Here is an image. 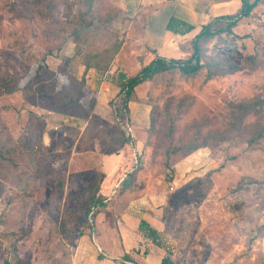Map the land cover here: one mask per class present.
Wrapping results in <instances>:
<instances>
[{"label":"rangeland","instance_id":"374dc122","mask_svg":"<svg viewBox=\"0 0 264 264\" xmlns=\"http://www.w3.org/2000/svg\"><path fill=\"white\" fill-rule=\"evenodd\" d=\"M240 8V0H0V264H70L69 246L88 226L84 211L100 184V158L120 150L126 170L139 155L135 191L148 185L168 192L164 235L175 264H264V135L257 138L264 125V2L233 34L205 45L204 59L219 58L233 73L208 80L205 69L190 78L170 70L136 87L129 104L135 148L122 144L125 130L112 118L118 72L134 75L156 55L145 41L149 17L155 48L171 14L198 15L199 29L209 23L204 12L213 20ZM172 33L162 56L190 57L192 33ZM42 58L58 88L67 74L84 77L81 103L87 108L94 99L87 120L53 111L48 95L31 105L20 91L2 92L11 77L24 85ZM231 104L249 105L240 123ZM202 144L214 167L169 184L174 164ZM100 189L109 198L114 188ZM106 214L104 225H113ZM94 222L101 224L96 216Z\"/></svg>","mask_w":264,"mask_h":264},{"label":"trees","instance_id":"16d2710c","mask_svg":"<svg viewBox=\"0 0 264 264\" xmlns=\"http://www.w3.org/2000/svg\"><path fill=\"white\" fill-rule=\"evenodd\" d=\"M241 8L235 15H224L216 17L209 23L201 26L199 32L193 38V52L190 57L186 59L182 58H166L165 56L156 55L148 64L141 67L134 75L127 77L122 72H118L114 84L118 87V93L115 99H119V103L112 104V118L116 127H121L125 130V134L122 138V144H130L132 148H135V142L131 136V119L129 117L130 107L129 104L135 94V89L142 83L152 80L157 75L170 71L177 70L182 77L190 78L195 77L203 72L207 71V79H212L217 75L230 74L235 69L224 67L222 61L219 58H213L210 61L204 59L206 52V44L213 40L216 36H220L221 33L233 34V28L240 22L242 18L249 17L255 7L264 2V0H240ZM226 21V25L223 29H216L215 23L217 21ZM166 28L174 33L183 35L191 31L194 26L192 24L185 23L182 20L175 19L173 17L168 20ZM225 43V41L223 42ZM67 84L58 88L56 84V74L52 71L45 62V58H42L39 64L36 65L33 76L24 84L20 85V78L18 76L11 77L4 81L1 85L2 92L12 93L20 91L24 101L28 104L35 105L38 103L37 97L42 95H48L53 101L51 106L53 111H56L64 116H69L76 119L87 120L93 110L94 99L89 107H85L81 103L82 96L85 95L87 84L84 77L77 78L71 74H67ZM113 100V101H114ZM232 108L236 107L239 114L235 117L236 122L240 123L244 120L245 116L249 112V105H230ZM261 126L260 134L257 138L264 135V125ZM257 134V135H258ZM205 144L194 147L185 156H189L196 150L205 147ZM133 166L124 172V178H118V188L120 191H132L135 189V178L137 172L140 169V158L137 153L134 154ZM175 165V164H174ZM172 174L168 178V183L171 184L176 180V170L172 167ZM105 174L101 169L100 184L94 189L92 198L84 211V217L88 223L86 228H89L92 232L94 226L95 216L104 209L110 199L101 192V185L104 181ZM121 179V180H120ZM138 232L142 236L152 242L154 245L162 248L165 251L164 256L161 259L160 264H175L171 258L169 247L167 245L165 235L162 232L157 231L145 220H140L138 225ZM124 262H133L128 255H124L121 258Z\"/></svg>","mask_w":264,"mask_h":264},{"label":"crops","instance_id":"0c3cea01","mask_svg":"<svg viewBox=\"0 0 264 264\" xmlns=\"http://www.w3.org/2000/svg\"><path fill=\"white\" fill-rule=\"evenodd\" d=\"M179 16V14H171L166 20L164 19V22L158 31L160 43L159 46L155 48L149 44L150 40L148 39V36L150 35L149 30L152 21H154L155 18L154 16L148 18L145 41H147L146 43L153 50H156V55L162 56V48L166 45H170L169 41H171V35L173 33L166 29V23L171 17L194 26L191 31L183 34V36L192 33V37H194L201 29V27L198 29V21L195 20L197 18L199 19L198 15L193 16L192 18L190 17L188 20ZM201 16L204 20L203 23L211 21L209 20L211 18L209 11L207 13L204 12ZM174 39L178 38L175 37ZM156 55H154V57ZM114 87L118 89L117 86L113 85V88ZM128 162L125 150L101 156V169L105 174L102 187L107 185L108 188L110 187V189H114L112 195L109 197L110 201L108 205L96 215L97 220H100V226L98 223L95 224L94 222L92 232L89 228H85L82 234L76 235L73 238L72 244L69 246V250H71L69 253L70 264H152V260L157 257L159 258L157 262L160 264L165 251L144 238L142 234L138 232V225L140 220H145L157 231L162 233L166 232L167 221L165 205L168 192L163 188L161 190H154V187L147 185L145 189L143 188L141 191H126L120 195V192L117 189V180L119 177H121V179L124 177ZM118 164H121V169L117 168ZM213 164L208 150L200 149L193 152L191 155L184 157L175 163L176 180L174 181V185L179 184L181 181L185 183L186 174L191 170L197 168H200L201 170L204 166L209 167V170L214 167ZM206 171L207 168L204 169V173ZM112 173L114 181L109 179V176H112ZM104 195L107 196L106 194ZM108 212H111L110 217L114 222L113 225H104L107 216L106 213ZM99 227H101L100 233H98ZM141 248H144L145 250L142 251ZM137 252L139 254H137ZM124 255H128L133 262L122 261L121 258Z\"/></svg>","mask_w":264,"mask_h":264}]
</instances>
